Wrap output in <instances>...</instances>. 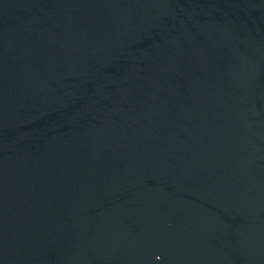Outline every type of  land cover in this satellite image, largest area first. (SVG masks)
I'll use <instances>...</instances> for the list:
<instances>
[{
	"label": "water",
	"instance_id": "95a60500",
	"mask_svg": "<svg viewBox=\"0 0 264 264\" xmlns=\"http://www.w3.org/2000/svg\"><path fill=\"white\" fill-rule=\"evenodd\" d=\"M0 264H264V0H0Z\"/></svg>",
	"mask_w": 264,
	"mask_h": 264
}]
</instances>
